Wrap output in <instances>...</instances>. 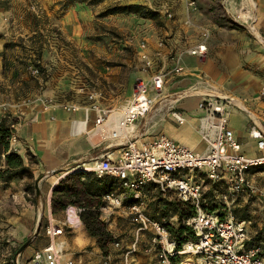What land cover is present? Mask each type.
Masks as SVG:
<instances>
[{
  "label": "crops",
  "instance_id": "0c3cea01",
  "mask_svg": "<svg viewBox=\"0 0 264 264\" xmlns=\"http://www.w3.org/2000/svg\"><path fill=\"white\" fill-rule=\"evenodd\" d=\"M176 1H161V5L169 10L175 6ZM191 1L195 2L196 7L190 4ZM252 1L256 5L254 10L247 0H234L237 9L256 15L257 33L239 23V27H233L214 20L210 9L215 0H182L180 8L174 10L177 16L175 22L179 23L175 33L168 34L166 40L161 37L146 39L156 62V69L164 68L168 71L164 103H170L182 111L188 121L185 125H179L170 112L163 110L149 122H141L137 130L140 142H147L155 135L164 134L197 152H206L207 146L197 129L199 119L204 115L203 110L199 108V102L205 94H216L231 97L239 104H229L228 118L229 126L242 144L243 153L248 156L260 154L257 141L250 136V129L256 121L258 127L264 131V101L260 99V90L264 85V0ZM218 3L226 16L232 20L224 1L218 0ZM201 27H207L211 32L207 42V55L197 57L184 53L181 56L184 72L172 73L177 56L201 40ZM161 41L164 42L162 47L159 46ZM140 44L136 48L135 57L138 79L147 76L139 58ZM0 68L2 69L1 64ZM201 80H205L209 85H199ZM135 87L131 81L130 97ZM194 87H197V90L191 91ZM186 92L189 93L184 96ZM45 98L48 101L52 96L46 95ZM94 102L100 108L106 109L120 106L108 108L98 100L86 99L83 102L65 103L79 105L78 110L70 111L64 108L65 104L47 106L37 100L30 106L13 111L12 116H7L0 107V123L4 121L11 126L18 122V153L22 155L27 168L26 173L19 174L10 182L0 180V264H47L45 260L35 261L34 256L51 242L46 233L48 224L68 223V208L80 207L69 205L60 213L53 214V189L68 175L62 176L60 172L79 165L88 168L93 164L94 159L91 156L96 154H118V149L110 148L95 128L97 113L91 109ZM87 107L90 108L88 112ZM246 109L251 111L252 115ZM30 173L33 177H30ZM39 178L41 194L38 196L35 182ZM30 183L34 184V193L27 191V185ZM104 201L106 207L105 196ZM104 207L101 208V218L107 222L109 231L123 246V250H119L110 244L108 252L113 253V264H122L123 252L135 242L139 247L133 255L135 264H144L150 253L146 248L150 245L152 233L138 232L137 226H117L116 218L120 209L103 210ZM41 215L42 219L46 218L45 227L39 225ZM70 222L72 225H65V232L55 238V241H64L65 258L73 260L74 264H97L104 253L97 244V239L87 232L80 213L78 216L73 215ZM39 226L38 234L19 252L21 246L35 234ZM263 227L249 226L255 239L259 233L264 235ZM261 242L264 243V240L261 239Z\"/></svg>",
  "mask_w": 264,
  "mask_h": 264
},
{
  "label": "built area",
  "instance_id": "2783aa9c",
  "mask_svg": "<svg viewBox=\"0 0 264 264\" xmlns=\"http://www.w3.org/2000/svg\"><path fill=\"white\" fill-rule=\"evenodd\" d=\"M223 1L234 21L257 33L254 28L255 14L237 9L234 0ZM190 4L196 7L194 1ZM250 6L254 10L256 5L252 3ZM210 35L207 27H201V40L177 56L171 72H184L181 64L184 53L206 56ZM159 46H164V42H159ZM139 58L147 76L140 79L132 96L114 109L100 108L95 102L91 106L97 113L96 130L110 148L118 149L117 155L103 153L90 167L84 168L98 177L113 176L119 182L118 187L105 196L107 206L103 210L126 209L137 224L138 232H151L146 251L155 252L158 264H264V243L257 241L251 233L249 226H252V221L235 213L241 196L259 195L264 199V189H259L250 177L251 170L264 166V131L254 121L250 136L257 141L260 154H244L242 144L229 126L228 106L233 104L232 101L203 95L199 108L204 115L200 117L197 129L207 146L206 152H197L164 134L140 142L137 130L141 122H149L163 110L170 112L179 125L188 120L182 111L164 103L168 71L156 69L146 40L140 44ZM198 83L206 84L203 80ZM195 90L197 87L191 89ZM260 99L264 101V85L260 90ZM64 108L76 111L80 107L78 104H66ZM89 109L87 107L86 112ZM18 126V122L10 126V150L14 152H19ZM4 167L5 163L1 162L0 169ZM206 179L213 185L212 193L208 195ZM220 188L223 191L219 192ZM155 192L191 210L185 224L190 226L194 239L187 241L181 249L177 248L171 236L167 227L169 224L150 216V196ZM82 210L81 207H70L68 223L48 224L46 233L51 242L35 253V261L74 264L73 260L65 258L64 241H55V238L65 232V225H72L71 218L78 216ZM111 245L123 250L120 240H114ZM138 248L135 242L125 250L122 264H135L133 255ZM97 264H113V253H103Z\"/></svg>",
  "mask_w": 264,
  "mask_h": 264
},
{
  "label": "rangeland",
  "instance_id": "374dc122",
  "mask_svg": "<svg viewBox=\"0 0 264 264\" xmlns=\"http://www.w3.org/2000/svg\"><path fill=\"white\" fill-rule=\"evenodd\" d=\"M161 1L167 0H0L2 110L12 116L13 111L37 100L47 106L86 99L98 100L108 108L123 104L131 94L130 82L136 86L140 81L135 66L138 45L152 37L166 40L179 25L174 10L182 0L169 10ZM129 5L141 9H119ZM210 12L214 20L239 27L222 11L218 0ZM46 95L52 99L46 101ZM91 157L94 162L98 156ZM250 177L264 189V167L253 170ZM205 184L208 195L213 185L207 179ZM157 201L160 208L154 204ZM176 205L177 201L155 192L148 211L153 219L169 226L185 225L186 220L174 214ZM118 211L117 226H137L126 209ZM235 213L251 220L252 226H264V199L241 196ZM46 224L45 218L43 227ZM257 236L264 240V235ZM144 264H158L155 252L149 253Z\"/></svg>",
  "mask_w": 264,
  "mask_h": 264
},
{
  "label": "trees",
  "instance_id": "16d2710c",
  "mask_svg": "<svg viewBox=\"0 0 264 264\" xmlns=\"http://www.w3.org/2000/svg\"><path fill=\"white\" fill-rule=\"evenodd\" d=\"M119 9L138 12L141 7L129 5ZM10 134V126L2 121L0 123V163L4 159L5 167L0 169V180L4 182H10L19 174L27 172L22 155L10 150ZM29 175L33 177L31 173ZM118 185V180L110 175L98 177L94 172L85 170L71 172L64 179L60 180L53 189V214L60 213L69 205H78L83 208L80 217L87 232L97 239V244L101 250L104 253H108L110 244L116 239L109 231L107 222L101 218V208L106 205L104 196L111 193ZM27 191L35 192L33 183L27 185ZM154 204L156 208H160L161 202L157 201ZM174 209V214L179 215L182 220L191 213L189 207H184L179 202H177ZM44 220L45 218L42 219L41 226H43ZM159 221L167 224L164 220ZM167 227L178 249H181L187 241L194 239L190 226L186 224ZM256 240L261 241V238L257 236Z\"/></svg>",
  "mask_w": 264,
  "mask_h": 264
},
{
  "label": "water",
  "instance_id": "95a60500",
  "mask_svg": "<svg viewBox=\"0 0 264 264\" xmlns=\"http://www.w3.org/2000/svg\"><path fill=\"white\" fill-rule=\"evenodd\" d=\"M186 93H187V95H188L189 92H186ZM184 95H185V94H184ZM205 95H208V96H214V97H218V98H223V99H225V100L232 101V103H234V104H237L236 101H235L233 98H231V97H227V96H224V95H216V94H205ZM237 105H239V104H237ZM240 107L243 108V106H241V105H240ZM244 109H245V108H244ZM246 111H247L249 114L252 115V112H251V111H249L248 109H246ZM145 121H147V120H145ZM55 173H56V172H55ZM57 173H58V172H57ZM39 181H40V178L37 179L36 182H35L36 193H37L38 196L41 194L40 186H39ZM41 222H42V215L40 216V219H39V225L41 224ZM39 228H40V226H39L38 229L36 230L35 234H34L29 240H27V241L21 246V248L19 249V252H21V251H22L27 245H29V243L33 240V238L38 234V232H39ZM16 264H17V263H16Z\"/></svg>",
  "mask_w": 264,
  "mask_h": 264
},
{
  "label": "bare ground",
  "instance_id": "6f19581e",
  "mask_svg": "<svg viewBox=\"0 0 264 264\" xmlns=\"http://www.w3.org/2000/svg\"><path fill=\"white\" fill-rule=\"evenodd\" d=\"M250 3L252 4H254V2L252 1V0H250ZM254 28H255V26H254ZM256 30V29H255ZM185 125V124H184ZM84 165H79L78 167H75V168H73V169H67V170H65V172H60L61 174H64V173H66V174H69V173H71V172H73V171H76V170H80V169H84L85 167H83ZM68 172V173H67ZM60 173H59V175H60ZM56 175H58V174H56ZM65 176V175H64Z\"/></svg>",
  "mask_w": 264,
  "mask_h": 264
}]
</instances>
